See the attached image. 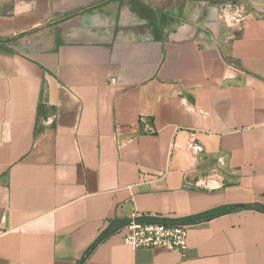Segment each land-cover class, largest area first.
Wrapping results in <instances>:
<instances>
[{
  "label": "crops",
  "instance_id": "0c3cea01",
  "mask_svg": "<svg viewBox=\"0 0 264 264\" xmlns=\"http://www.w3.org/2000/svg\"><path fill=\"white\" fill-rule=\"evenodd\" d=\"M224 1L0 0V264H264V6ZM219 207L180 253L117 230Z\"/></svg>",
  "mask_w": 264,
  "mask_h": 264
},
{
  "label": "built area",
  "instance_id": "2783aa9c",
  "mask_svg": "<svg viewBox=\"0 0 264 264\" xmlns=\"http://www.w3.org/2000/svg\"><path fill=\"white\" fill-rule=\"evenodd\" d=\"M216 20L231 29H240L246 17L255 9L246 2L224 1L214 6ZM258 13V12H257ZM260 15H264L260 11ZM234 34H230L232 37ZM113 82V80H111ZM144 133H154L150 123L141 120ZM186 149L193 155L203 153V146L195 138H189ZM225 164L223 156L216 157L210 171L191 180L195 187L217 189L223 187L224 177L220 168ZM190 222L182 219H166L162 216L133 213L118 228L122 230V241L133 248H166L170 251L182 252L187 247V229Z\"/></svg>",
  "mask_w": 264,
  "mask_h": 264
},
{
  "label": "trees",
  "instance_id": "16d2710c",
  "mask_svg": "<svg viewBox=\"0 0 264 264\" xmlns=\"http://www.w3.org/2000/svg\"><path fill=\"white\" fill-rule=\"evenodd\" d=\"M236 1V0H235ZM1 43V42H0ZM1 45V44H0ZM259 209L261 210V211H264V207H259ZM223 210H224V208H221V207H219V208H215V209H213V210H210V211H208V212H204V213H201V214H198V215H196V216H193V217H190V218H188V220L187 221H191V222H196V221H202V220H206V219H209V218H211V217H213V216H216V215H218V214H220V213H223ZM102 239V237L101 236H99V237H97L92 243H91V245L88 247V249L86 250V255L97 245V243L100 241ZM86 255H84V257L86 256ZM78 264H81V261L78 263Z\"/></svg>",
  "mask_w": 264,
  "mask_h": 264
},
{
  "label": "water",
  "instance_id": "95a60500",
  "mask_svg": "<svg viewBox=\"0 0 264 264\" xmlns=\"http://www.w3.org/2000/svg\"><path fill=\"white\" fill-rule=\"evenodd\" d=\"M250 4L252 6H264V0H253Z\"/></svg>",
  "mask_w": 264,
  "mask_h": 264
},
{
  "label": "flooded vegetation",
  "instance_id": "af4514ba",
  "mask_svg": "<svg viewBox=\"0 0 264 264\" xmlns=\"http://www.w3.org/2000/svg\"><path fill=\"white\" fill-rule=\"evenodd\" d=\"M236 1H242V0H236Z\"/></svg>",
  "mask_w": 264,
  "mask_h": 264
}]
</instances>
